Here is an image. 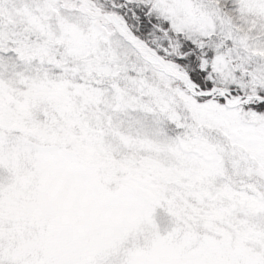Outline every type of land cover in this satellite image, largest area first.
<instances>
[{"label":"snow or ice","instance_id":"snow-or-ice-1","mask_svg":"<svg viewBox=\"0 0 264 264\" xmlns=\"http://www.w3.org/2000/svg\"><path fill=\"white\" fill-rule=\"evenodd\" d=\"M0 264H264V0H0Z\"/></svg>","mask_w":264,"mask_h":264}]
</instances>
